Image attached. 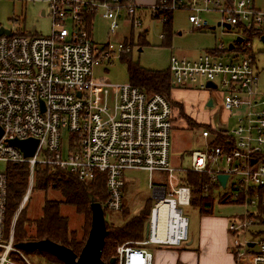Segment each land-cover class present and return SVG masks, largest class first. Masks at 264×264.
Masks as SVG:
<instances>
[{"label": "built area", "instance_id": "obj_1", "mask_svg": "<svg viewBox=\"0 0 264 264\" xmlns=\"http://www.w3.org/2000/svg\"><path fill=\"white\" fill-rule=\"evenodd\" d=\"M41 1L47 9L40 14L51 20L50 35L24 31L0 35V161L28 168L27 187L9 224L7 171H0V264H33L15 246L14 222L30 198L37 167L64 171L81 182L101 177L105 197L100 204L110 211L122 208L125 170L150 174L153 201L147 233L141 241L117 245L114 264H152L147 245L170 248L188 239L187 219L178 208L190 203V187L181 184L187 172L208 176L201 187L203 196L256 206V211L246 210L229 221L232 233L264 226V94L256 89L257 74L246 37L247 31L264 35V8H255L253 0ZM143 8L163 23L168 21V12L186 10L195 29L208 27L202 13L215 12L224 32L234 28L242 36L232 48L219 43L196 58H169L173 84L184 87L200 78L198 86L203 89L211 81L223 90L220 109L238 111L232 131L219 122L210 125L212 133L201 130L203 146L188 152L187 167L169 161L174 110L164 96L146 94L130 83L111 84L92 77L94 66L111 63L117 52L121 56L130 47L123 41L116 46L96 45L87 19L99 12L110 19L114 31L124 9V18L134 28L142 25L137 12ZM63 132L69 135L65 155ZM218 133L223 138L217 144ZM29 138L38 143L33 155L25 157L11 141ZM154 172L161 174L162 182L152 183ZM218 174L227 175L224 186ZM257 234L263 235L234 246L236 264H264V230Z\"/></svg>", "mask_w": 264, "mask_h": 264}, {"label": "rangeland", "instance_id": "obj_2", "mask_svg": "<svg viewBox=\"0 0 264 264\" xmlns=\"http://www.w3.org/2000/svg\"><path fill=\"white\" fill-rule=\"evenodd\" d=\"M260 1L258 0V2ZM136 2L146 3L149 0H136ZM46 9V3L41 0L34 2L0 0V27L11 31V33L24 31L26 34L50 35L51 20L47 15L42 16L40 14L42 10ZM150 11L149 8L140 9L137 14L142 25L132 28L124 18V9H122L123 17L118 19L119 26L114 31L110 30V19L102 17L99 12L94 15L90 30L94 43L100 46L109 42L116 46L117 43L124 41L130 47V51L123 53L125 56L123 54L120 56L117 52L111 63L104 62L94 66L92 69L93 79H104L111 84L129 83L127 59L136 62L143 69L167 71L169 58L172 55L196 58L203 50H211L219 43L228 46L241 36V33L234 28L224 32L217 23L220 15L215 12L202 13L201 19L207 23L208 27L195 29L187 19L189 12L186 10L172 11L169 14L167 24L153 16ZM249 42L251 49L249 54L253 56L257 74L256 89L259 93L264 94V41L253 36L249 38ZM200 80V78H196L194 81L188 82L184 86L185 88L173 84L174 90L170 93V99L180 102L184 113L192 120L191 126L182 116H178L176 109H174V123L169 137V161L173 165L188 166V152L203 146L204 139L201 136V130L208 125L210 120L213 121V124L225 123L228 131H232L237 124V109L227 112L220 109L218 105L222 98L223 90L221 87L202 89L198 86ZM205 93L208 95V100H212L210 107L207 106L208 101L203 102L199 95H205ZM68 140V133L63 132L62 149L64 155L68 149ZM9 165L5 161H0V171H7ZM123 177L125 181L123 200L128 210V216L125 219L121 211L104 210L105 221L109 225H120L128 218L146 209L149 199L153 201L152 190L149 187L150 174L147 171L129 169L124 171ZM152 178L153 184L163 180L159 172H154ZM31 191L29 200L22 208L20 215H17V217H21L20 219L39 216L45 196L49 198L51 195L50 191L45 194L42 190L37 189L35 183ZM220 192L223 193L224 191L220 190ZM178 208L187 219V240L192 238L193 241L184 246L186 240L180 247L172 249H161L163 247L154 244L147 245V249L153 255V264H157V259L160 257H164L165 264H225L227 255H231L235 249L233 246L241 244L243 240H257L263 235L257 234L264 230V226L261 225L251 226L247 231L237 234L228 230L229 220L238 214L245 213L246 210L249 212L256 211L255 205L246 206L237 202L222 203L216 196L209 213H211V217L216 218L217 222L204 228L200 226L202 214L199 212L196 203L181 205ZM66 212L70 221L69 228L76 229L75 238L82 239L79 228L81 222L79 223L78 215L72 208L66 209ZM252 217L257 218L255 214ZM257 222L254 220L253 223ZM24 226L26 227V224ZM200 235L201 242L199 243L200 249H198V237ZM160 250H162V254L159 252ZM22 252L33 264L46 263L47 253L45 252L25 250ZM188 252L193 253V255L197 253L205 255L200 258L199 262L195 258L190 262L191 257H189Z\"/></svg>", "mask_w": 264, "mask_h": 264}, {"label": "trees", "instance_id": "obj_3", "mask_svg": "<svg viewBox=\"0 0 264 264\" xmlns=\"http://www.w3.org/2000/svg\"><path fill=\"white\" fill-rule=\"evenodd\" d=\"M170 12H168L169 16ZM168 21L164 24H167ZM248 33V39L252 32ZM257 33V32H256ZM240 46V45H239ZM125 56V54H123ZM126 58V57H125ZM127 59V58H126ZM127 62V72L129 83L141 89L146 94L158 93L164 96L176 109L178 116H182L189 124L192 123L185 113L180 102L171 100L170 93L174 88L169 69L148 70L140 67L136 62L130 59ZM192 126V124H191ZM211 133L214 132L210 125L205 126ZM223 136L218 133L215 142L222 141ZM27 167L25 164H10L7 170V211L6 223L12 219L21 197L26 189ZM208 176L203 173L187 172L181 179V184L190 187V204H197L201 214L211 212L214 198L203 196L202 185L207 183ZM36 188L45 192L50 191L49 198L45 196L41 206V214L36 218H22L15 220L14 239L19 241H37L48 238L54 242L63 244L78 254L87 237L90 221L89 198L91 195L97 201L105 197L103 180L99 177L91 182L78 181L72 175L61 170L52 168L37 167L35 170ZM72 208L79 217V225L82 239L75 238L76 229H70V221L66 209ZM147 209L128 218L120 225H106L107 234L104 238L101 258L105 261L114 254L116 245L126 241L138 240L141 238V232L144 221L147 217ZM23 210V209H22ZM21 210V211H22ZM20 211V213H21ZM125 219L128 214L121 209ZM19 213V215H20ZM18 215V216H19ZM26 224V227L24 226ZM41 252V251H38ZM45 264H63L54 256L47 253Z\"/></svg>", "mask_w": 264, "mask_h": 264}, {"label": "water", "instance_id": "obj_4", "mask_svg": "<svg viewBox=\"0 0 264 264\" xmlns=\"http://www.w3.org/2000/svg\"><path fill=\"white\" fill-rule=\"evenodd\" d=\"M1 34L8 35L10 34V31L3 27H0V35ZM236 40L240 42L242 38L237 37ZM261 40L264 41V35L261 36ZM232 46V44H229V47ZM205 85L207 88H215L216 86L211 81H207ZM207 106H212L211 99L208 100ZM37 143L38 141L32 138L26 140L15 139L11 141V144L18 147L23 152L25 157L33 155ZM226 179V174L217 175V180L222 186H224ZM88 198L90 209V227L85 242L78 254L69 247L54 242L48 238L37 241H19L15 243V246L25 251H41L48 253L54 256L63 264H106L105 261L101 258L104 238L107 234L104 211L101 207V204L96 199H94L91 195H89ZM109 263L113 264L114 259L111 258Z\"/></svg>", "mask_w": 264, "mask_h": 264}, {"label": "crops", "instance_id": "obj_5", "mask_svg": "<svg viewBox=\"0 0 264 264\" xmlns=\"http://www.w3.org/2000/svg\"><path fill=\"white\" fill-rule=\"evenodd\" d=\"M152 1L153 0H149V2H146V3H140V4H148V3H152ZM253 6L255 7V8H258V9H263L264 8V0H261L260 2H258V0H253ZM42 12V11H41ZM172 12V11H171ZM170 12V13H171ZM167 16H168V13H167ZM169 17V16H168ZM94 18V17H93ZM93 18H90V19H87L88 21H89V30H91V21H92V19ZM247 32H249V31H247ZM246 32V37H248L247 35H248V33ZM250 32H252V31H250ZM258 35H260V34H258V33H255V32H252V36L251 37H253V36H257V37H259L260 38V40H261V36H263V35H260V36H258ZM239 37H241L242 38V36H239ZM250 37V38H251ZM242 41V40H241ZM240 41V42H241ZM124 42V41H123ZM235 42H239V41H237L236 39H235V41L234 42H232V43H230V44H234ZM126 43V42H125ZM127 44V43H126ZM229 45V44H228ZM229 48H232V47H229ZM212 50V49H211ZM211 50H203V51H211ZM202 52V51H201ZM181 88H185V87H181ZM174 90V88L171 90V92ZM200 96H201V99L203 100V102H207L208 101V95H207V93H205V95H201V94H199ZM174 100V99H173ZM206 104V103H205ZM210 120V119H209ZM173 123H174V121H173ZM208 125H213V121H211L210 120V122H208ZM26 165V164H25ZM26 167H27V165H26ZM41 168H45V167H41ZM184 176V175H183ZM27 178H28V168H27ZM35 183V174H34V178H33V184ZM26 187H27V183H26ZM125 188V187H124ZM104 189H105V187H104ZM123 193H124V190H123ZM216 197V196H215ZM215 197H213L214 198V200H215ZM214 200H213V202H214ZM102 201V200H101ZM101 201H98L99 203L101 202ZM151 200L149 199L148 201H147V206H148V209H147V217H148V213H149V209H150V206H151V204H152V201L150 202ZM220 202H222V203H226V202H224V201H221L220 200ZM189 205H192V204H190L189 203ZM213 206V205H212ZM125 209L126 211H127V214H128V210H127V208L125 207V204H124V200H123V205H122V208L121 209ZM121 209L119 210V211H121ZM104 211V210H103ZM122 212V211H121ZM210 214L211 213H208V214H202V216H201V224H200V226H201V228H204V227H207V226H209V224H212V223H216L217 222V220H216V218L215 217H211L210 216ZM147 217H146V219H145V221H144V226H143V229H142V232H141V238L140 239H138V240H132V241H126V242H135V241H141V240H143L144 238H145V235H146V222H147ZM233 217V216H232ZM230 221V220H229ZM105 224H107L106 223V221H105ZM90 227V226H89ZM107 230V229H106ZM88 234V233H87ZM200 238H201V235L198 237V249H200L199 248V243L201 242L200 241ZM192 238H190L189 240H187L186 241V243L184 244V246H187V245H189V244H191L192 243ZM85 242V241H84ZM126 242H124V243H126ZM121 244H123V243H121ZM118 245H120V244H118ZM182 245V244H181ZM180 245V246H181ZM180 246H173V247H170V248H167V247H163V248H161V249H172V248H178V247H180ZM116 247H117V245H116ZM116 247H115V249H116ZM159 247H161V246H159ZM234 247V246H233ZM146 248H147V246H146ZM181 249H187V248H181ZM80 252V251H79ZM160 253L162 252V250H160L159 251ZM184 254H186L185 252H183ZM189 253V257H191V259H190V262L193 260V258H195L198 262L200 261V258L201 257H203L205 254H194L193 255V253H191V252H188ZM152 254V253H151ZM162 254V253H161ZM114 255H115V250H114V254L112 255V256H110L109 257V259H107V260H105V263L106 264H110L109 263V261H110V259L111 258H113L114 259ZM201 255V256H200ZM160 256H162V255H160ZM233 258H234V254L232 253L231 255L229 254V255H227V257H226V262H225V264H236V261H235V258H234V260H233ZM115 262V261H114ZM114 264V263H113ZM152 264H153V255H152ZM157 264H165V259H164V257H160V258H158L157 259Z\"/></svg>", "mask_w": 264, "mask_h": 264}]
</instances>
